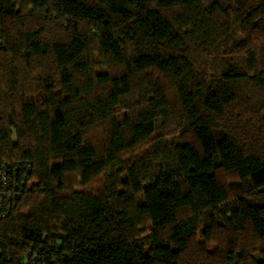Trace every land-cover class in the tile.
<instances>
[{
  "label": "trees",
  "instance_id": "16d2710c",
  "mask_svg": "<svg viewBox=\"0 0 264 264\" xmlns=\"http://www.w3.org/2000/svg\"><path fill=\"white\" fill-rule=\"evenodd\" d=\"M0 34V264H264V0H0Z\"/></svg>",
  "mask_w": 264,
  "mask_h": 264
},
{
  "label": "built area",
  "instance_id": "2783aa9c",
  "mask_svg": "<svg viewBox=\"0 0 264 264\" xmlns=\"http://www.w3.org/2000/svg\"><path fill=\"white\" fill-rule=\"evenodd\" d=\"M2 37L0 34V47ZM30 163L13 162L0 165V219L7 216L12 209L15 198L19 195L22 185L29 183ZM21 174L17 180L18 174Z\"/></svg>",
  "mask_w": 264,
  "mask_h": 264
},
{
  "label": "rangeland",
  "instance_id": "374dc122",
  "mask_svg": "<svg viewBox=\"0 0 264 264\" xmlns=\"http://www.w3.org/2000/svg\"><path fill=\"white\" fill-rule=\"evenodd\" d=\"M101 181V180H100ZM100 181L96 180L94 182H92V184L90 185V189L92 190L94 187L98 186V184H100ZM77 187V186H76ZM146 230L149 228L148 224L145 226ZM213 245H210L208 247L209 250H212L213 249Z\"/></svg>",
  "mask_w": 264,
  "mask_h": 264
}]
</instances>
